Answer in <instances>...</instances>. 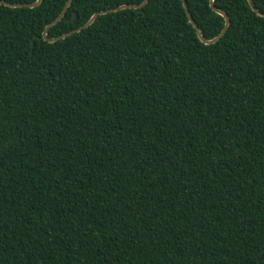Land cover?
<instances>
[{"label": "trees", "instance_id": "trees-1", "mask_svg": "<svg viewBox=\"0 0 264 264\" xmlns=\"http://www.w3.org/2000/svg\"><path fill=\"white\" fill-rule=\"evenodd\" d=\"M67 1L0 4V264H264V17L214 0L205 44L147 0L47 42ZM142 2L72 0L47 36Z\"/></svg>", "mask_w": 264, "mask_h": 264}, {"label": "water", "instance_id": "water-1", "mask_svg": "<svg viewBox=\"0 0 264 264\" xmlns=\"http://www.w3.org/2000/svg\"><path fill=\"white\" fill-rule=\"evenodd\" d=\"M72 0H68L64 6V8L62 9V11L60 12V14L54 19L52 20L48 25H46L43 29V32H42V36H43V39L46 40L47 42H55L56 40L58 39H61V38H64L70 34H73V33H76V32H79L81 31L82 29L84 28H87L89 27L95 20L98 16L100 15H104V14H107V13H111V12H116V11H119V10H123V9H129V8H139V7H142L146 2L147 0H143V2L139 5H134V4H124V5H120V6H117L115 8H111V9H107V10H100L98 12H95L89 19L88 21L83 24L81 27L77 28V29H74V30H71L69 32H66V33H63L59 36H56V37H53V38H49L47 36V30L49 27H51L52 25L56 24L65 14L68 6L70 5ZM182 1V4H183V7L185 8V11L187 13V16H188V19H189V22L191 23V25L193 26V28L195 29V32L198 36V38L205 44H213L215 43L216 41H218L223 35L224 33L226 32L228 26H229V17L228 15L222 11L221 9H218L217 7H215L214 5V0H209V5L211 7V9L216 12L217 14L221 15L223 18H224V26H223V29L220 31V33L218 35H216L215 37L211 38V39H206L202 36L200 30H199V27L197 26V24L195 23V21L193 20V18L191 17L188 9H187V5H186V2L185 0H181ZM41 0H36L35 2L33 3H28V4H19V3H8V2H5V1H2L0 0V4H3V5H6V6H10V7H28V8H33V7H36L40 4ZM250 8L252 9V11H254L256 14H258L259 16H262L264 17V13L257 10V8L254 6L253 4V1L252 0H247ZM76 18V15L75 13H73V18L72 20H74Z\"/></svg>", "mask_w": 264, "mask_h": 264}]
</instances>
